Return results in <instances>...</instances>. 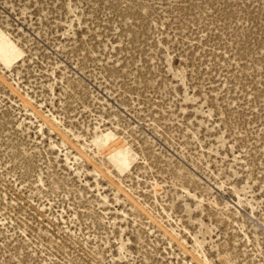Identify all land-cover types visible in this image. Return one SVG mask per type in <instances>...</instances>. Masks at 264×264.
Here are the masks:
<instances>
[{"label":"rangeland","instance_id":"1","mask_svg":"<svg viewBox=\"0 0 264 264\" xmlns=\"http://www.w3.org/2000/svg\"><path fill=\"white\" fill-rule=\"evenodd\" d=\"M0 264H264V0H0Z\"/></svg>","mask_w":264,"mask_h":264}]
</instances>
